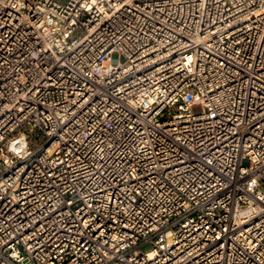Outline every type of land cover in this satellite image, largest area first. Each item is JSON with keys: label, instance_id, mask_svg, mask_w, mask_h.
<instances>
[{"label": "built area", "instance_id": "2783aa9c", "mask_svg": "<svg viewBox=\"0 0 264 264\" xmlns=\"http://www.w3.org/2000/svg\"><path fill=\"white\" fill-rule=\"evenodd\" d=\"M0 264H264V0H0Z\"/></svg>", "mask_w": 264, "mask_h": 264}, {"label": "rangeland", "instance_id": "374dc122", "mask_svg": "<svg viewBox=\"0 0 264 264\" xmlns=\"http://www.w3.org/2000/svg\"><path fill=\"white\" fill-rule=\"evenodd\" d=\"M119 62V56L117 53H113L111 56V64L112 65H116ZM199 111H201V107L200 106H194L192 108V112L193 113H198ZM174 112H176V110L174 109Z\"/></svg>", "mask_w": 264, "mask_h": 264}, {"label": "bare ground", "instance_id": "6f19581e", "mask_svg": "<svg viewBox=\"0 0 264 264\" xmlns=\"http://www.w3.org/2000/svg\"><path fill=\"white\" fill-rule=\"evenodd\" d=\"M101 14H103V15H107V13H106V12H104V13H101Z\"/></svg>", "mask_w": 264, "mask_h": 264}]
</instances>
